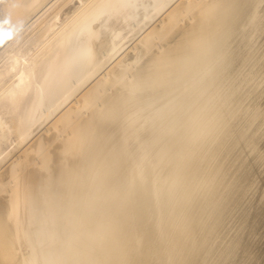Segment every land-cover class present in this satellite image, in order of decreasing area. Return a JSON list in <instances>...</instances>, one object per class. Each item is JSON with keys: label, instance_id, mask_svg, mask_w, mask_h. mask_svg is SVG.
Wrapping results in <instances>:
<instances>
[{"label": "bare ground", "instance_id": "6f19581e", "mask_svg": "<svg viewBox=\"0 0 264 264\" xmlns=\"http://www.w3.org/2000/svg\"><path fill=\"white\" fill-rule=\"evenodd\" d=\"M263 82L264 0H0V264H264Z\"/></svg>", "mask_w": 264, "mask_h": 264}, {"label": "rangeland", "instance_id": "374dc122", "mask_svg": "<svg viewBox=\"0 0 264 264\" xmlns=\"http://www.w3.org/2000/svg\"><path fill=\"white\" fill-rule=\"evenodd\" d=\"M5 40H6V39L4 38V39H2L1 42H5ZM263 85H264V82L258 86L259 90H260V89L264 90V86H263ZM263 93H264V91H263ZM263 98H264V94H262L260 101H263ZM263 103H264V101L262 102V104H263ZM263 105H264V104H263ZM262 137L264 138V134H263ZM10 147H11V146H10ZM11 148H12V147H11ZM11 148H10V149H11ZM12 151H13V150H12ZM12 151H11V152H12ZM15 152H16V151L14 150V152L10 153V157H11L12 155H14ZM10 157H9V159H10ZM9 159H6V161H4L1 165H2V166L5 165V163H7V161H8ZM2 166H1V167H2Z\"/></svg>", "mask_w": 264, "mask_h": 264}]
</instances>
